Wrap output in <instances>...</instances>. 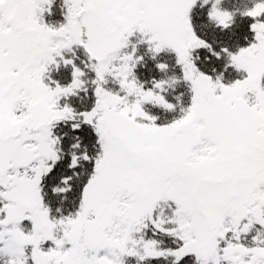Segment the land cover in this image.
Returning <instances> with one entry per match:
<instances>
[{
	"label": "snow or ice",
	"instance_id": "obj_1",
	"mask_svg": "<svg viewBox=\"0 0 264 264\" xmlns=\"http://www.w3.org/2000/svg\"><path fill=\"white\" fill-rule=\"evenodd\" d=\"M56 3L0 0V264H264V0Z\"/></svg>",
	"mask_w": 264,
	"mask_h": 264
},
{
	"label": "trees",
	"instance_id": "obj_2",
	"mask_svg": "<svg viewBox=\"0 0 264 264\" xmlns=\"http://www.w3.org/2000/svg\"><path fill=\"white\" fill-rule=\"evenodd\" d=\"M62 2V0H57L55 9L52 13V15L50 16H46V19H48L50 22H55L58 20H62L63 17L61 15V10H60V3ZM226 3L229 6H238V7H243L245 3H247V0H226ZM238 29H237V33L236 35H234L231 39L228 40V43L231 44L233 47L237 44V43H243L242 40V34H243V30H244V21L243 20H238ZM209 35L211 36L212 33L210 32ZM216 66L219 68L221 66V62L219 61H215ZM151 66V65H150ZM151 73L146 71V70H142V76L143 78H148V76H150ZM234 73H225L226 78H231L232 76H234Z\"/></svg>",
	"mask_w": 264,
	"mask_h": 264
}]
</instances>
